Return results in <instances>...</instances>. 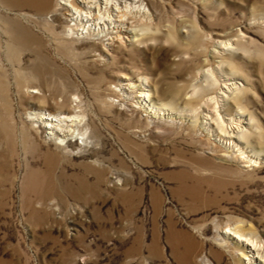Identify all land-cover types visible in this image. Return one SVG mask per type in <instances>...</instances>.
Returning <instances> with one entry per match:
<instances>
[{
  "label": "rangeland",
  "instance_id": "rangeland-1",
  "mask_svg": "<svg viewBox=\"0 0 264 264\" xmlns=\"http://www.w3.org/2000/svg\"><path fill=\"white\" fill-rule=\"evenodd\" d=\"M60 1L0 0V264H264L217 233L264 249V0H112V47L66 36ZM67 103L59 147L29 118Z\"/></svg>",
  "mask_w": 264,
  "mask_h": 264
},
{
  "label": "bare ground",
  "instance_id": "bare-ground-1",
  "mask_svg": "<svg viewBox=\"0 0 264 264\" xmlns=\"http://www.w3.org/2000/svg\"><path fill=\"white\" fill-rule=\"evenodd\" d=\"M50 1L51 0H43L41 7L42 8H48L50 6ZM124 2H125V0H124ZM134 2H135V0H134ZM60 4L66 5L65 10H67L66 12L68 15V18H67L68 30L67 31H69V33L67 32L66 36H68V37L82 36L81 38L84 37L87 39H91V38L96 37V38H98V40H100V42H101L100 44H102L103 46L105 45L107 47H112L113 45H115V43L121 41V36L119 33H125V32H128V30H129L128 27L123 26L124 25L123 21H126L127 19L125 17H122L121 15H119L121 10H120V7L116 1H112V0H61ZM128 23H129V21H128ZM129 25L131 26V24H129ZM122 41H124V40H122ZM212 41H213V39H212ZM218 42L221 43L222 45L230 46L229 42H228L229 44H225L221 41H218ZM119 43H122V42H119ZM215 43H217V41ZM39 70L38 69L35 70V72H36L35 74H37L39 72ZM209 71H207V72H209ZM210 72H209V76H210ZM211 75H213L212 72H211ZM210 78L214 79V77H210ZM127 80H129V79L124 78L123 81H125V82H122L119 85L118 90H120L121 92H125L127 90H130V88L132 89L134 87L133 82H130ZM211 81H213V80H211ZM216 83H217V80H216ZM211 85H213V83H211ZM228 85L229 84L225 83L221 87L225 91L224 90L222 91L221 88H218L219 97L222 98L224 102L226 101L225 100L226 97H229V95H227L226 93L227 92L233 93L232 90L237 89L235 86V83H231L230 86H228ZM209 87H210V85H209ZM214 87H218V86H214ZM233 87H235V89ZM37 89H31V91H29V92L31 94H36L35 96H37L39 93V90H37ZM207 91L209 92V89ZM193 93L195 95V92H193ZM40 94H42V93H40ZM194 95H192V96H194ZM203 95H206V94H203ZM151 96H152V94L149 91H143V92L140 91L134 97L146 100L147 98H150ZM209 97L207 99L205 98L206 100H204L202 98L204 100L203 106H205V107H203V110L206 109V106H209L210 101L213 100L212 102H214V104L217 103V101L215 100V97H211V96H209ZM194 98L196 99V97H194ZM188 99H189V97H188ZM68 105H70V104H68ZM61 106H62V108L64 107V105H61ZM65 107H66V104H65ZM75 107H77V105ZM60 109H61V107H60ZM200 109H201V107H199L198 111H202V109L201 110ZM57 110H55L56 111L55 113H53V111L49 112L51 110H49V111L44 110V111L39 112L38 114H35V116L33 118H29V119H32L34 121L41 123L39 126L34 125V124L33 125L35 127H38L37 131L39 128H44L46 130V134L48 135V138L50 140L55 141L57 139L58 142L56 141L55 143L59 147L60 146L68 147L69 142H71L72 138L75 137L74 131H76V130L72 129V127L74 126V122H77L80 119L77 120V118L79 116L76 115L77 113L76 114L74 113L75 109L74 110L72 109V105L68 106V108H66V109H61L59 111H57ZM72 110H73L74 114L71 113ZM207 110H209V109H207ZM158 111L162 112L163 110L159 109ZM211 112H212V110H211ZM215 113H216V111H215ZM239 114H242V113H239ZM215 115H217V116H214V114H213V117L210 118V114H206L205 117L207 120H211V121H213V124L215 123L217 125V128L219 129L217 137L223 139L224 141H227L228 143L226 142V144H228V145L236 144V142H234V140H236L235 139L236 134L238 135V132L240 131V128H241L240 125L239 124H233V121H230L229 123H227V125H225V122H224L225 120L223 121L217 113ZM162 119H163V117H162ZM80 123H82V121ZM83 124H81V125L83 126ZM75 125H77V124H75ZM78 125H79V123H78ZM209 126H211L210 123H209ZM75 129L80 130V127H77ZM84 131L86 133L87 129L86 130L84 129ZM75 133H77V132H75ZM84 135H85L84 132L81 133L82 140H84V143L86 145H89L87 140H86V138H88V137L85 138ZM78 136H80V135H78ZM236 158L237 157H235V159ZM204 164L205 163H202L201 165H204ZM226 227H227V225H226ZM217 233H218V237L220 238L221 245H224V246L229 245V248H231V249H233V247L231 245H235L236 247L234 250H239L243 256H245V252H243L242 248L245 249L246 251L247 250L251 251V252H249L251 254L253 252V254L251 256H249V257L246 256L245 260H248L251 263H253V261H254L253 258H254L255 254H257L261 258H264V249L261 247L260 240L256 236L254 237V235L251 233H249L250 235H248L247 233H243L242 228H234V229L228 228L226 231H224L222 228H219ZM229 236H232V239H235V241H237V243L235 242V244H232L231 242H229V238H228ZM207 262L205 261L204 264H206Z\"/></svg>",
  "mask_w": 264,
  "mask_h": 264
}]
</instances>
